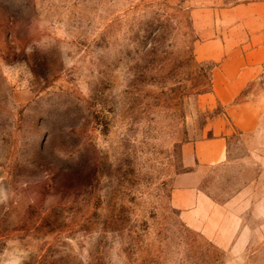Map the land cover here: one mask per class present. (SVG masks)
Returning <instances> with one entry per match:
<instances>
[{
  "label": "rangeland",
  "instance_id": "obj_1",
  "mask_svg": "<svg viewBox=\"0 0 264 264\" xmlns=\"http://www.w3.org/2000/svg\"><path fill=\"white\" fill-rule=\"evenodd\" d=\"M0 264H264V0H0Z\"/></svg>",
  "mask_w": 264,
  "mask_h": 264
},
{
  "label": "crops",
  "instance_id": "obj_2",
  "mask_svg": "<svg viewBox=\"0 0 264 264\" xmlns=\"http://www.w3.org/2000/svg\"><path fill=\"white\" fill-rule=\"evenodd\" d=\"M184 159L187 164L212 165L226 159V139L214 136L188 142L183 147Z\"/></svg>",
  "mask_w": 264,
  "mask_h": 264
}]
</instances>
